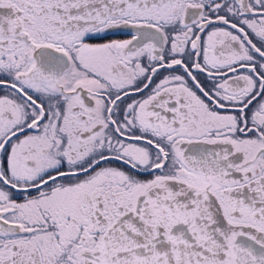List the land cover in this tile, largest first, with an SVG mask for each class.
<instances>
[{
  "label": "snow or ice",
  "instance_id": "obj_1",
  "mask_svg": "<svg viewBox=\"0 0 264 264\" xmlns=\"http://www.w3.org/2000/svg\"><path fill=\"white\" fill-rule=\"evenodd\" d=\"M0 264H264V0H0Z\"/></svg>",
  "mask_w": 264,
  "mask_h": 264
}]
</instances>
